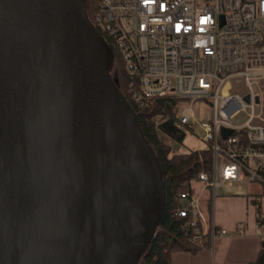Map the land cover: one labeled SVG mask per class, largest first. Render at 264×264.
I'll use <instances>...</instances> for the list:
<instances>
[{"label": "water", "instance_id": "1", "mask_svg": "<svg viewBox=\"0 0 264 264\" xmlns=\"http://www.w3.org/2000/svg\"><path fill=\"white\" fill-rule=\"evenodd\" d=\"M112 58L83 0H0V264H137L153 237L160 166Z\"/></svg>", "mask_w": 264, "mask_h": 264}, {"label": "built area", "instance_id": "2", "mask_svg": "<svg viewBox=\"0 0 264 264\" xmlns=\"http://www.w3.org/2000/svg\"><path fill=\"white\" fill-rule=\"evenodd\" d=\"M87 17L112 50L110 66L117 55L122 61V95L134 112L164 100L169 113L152 117L162 140L170 136L158 125L172 117L184 134L198 129L206 144L196 150L211 151L210 168L177 192L184 230L195 238L201 228L211 241L226 233L205 215L202 197L233 183L254 186L246 198L264 228V0H96ZM201 101L212 114L199 119ZM240 112L245 119L234 122Z\"/></svg>", "mask_w": 264, "mask_h": 264}, {"label": "trees", "instance_id": "3", "mask_svg": "<svg viewBox=\"0 0 264 264\" xmlns=\"http://www.w3.org/2000/svg\"><path fill=\"white\" fill-rule=\"evenodd\" d=\"M86 14L92 17L94 0H83ZM109 72L116 81L117 88L122 90L125 85V74L120 57H114ZM141 130L155 155L161 171L164 186L165 206L162 216L155 227L153 237L139 256L137 264H171L170 256L175 251L194 253L202 248L210 247L211 236L209 232L201 233L192 238L191 229L184 230L187 217L175 213L178 206L177 192L190 191V179L204 169L208 170L211 164V151L208 148L190 149L185 152H175L171 146L158 136L152 120L155 114H168L169 107L160 99L155 104H147L135 110ZM159 129L167 133L175 142H181L185 136L169 117L158 125ZM257 223L260 225L259 211L256 210ZM255 264H264V245H261Z\"/></svg>", "mask_w": 264, "mask_h": 264}, {"label": "crops", "instance_id": "4", "mask_svg": "<svg viewBox=\"0 0 264 264\" xmlns=\"http://www.w3.org/2000/svg\"><path fill=\"white\" fill-rule=\"evenodd\" d=\"M248 186L249 190L254 187ZM246 193L222 192L208 201L205 199L209 218L226 233L215 236L210 247L194 253L173 252L170 263L255 264L260 247L264 245V228L257 223L255 208L248 202Z\"/></svg>", "mask_w": 264, "mask_h": 264}, {"label": "rangeland", "instance_id": "5", "mask_svg": "<svg viewBox=\"0 0 264 264\" xmlns=\"http://www.w3.org/2000/svg\"><path fill=\"white\" fill-rule=\"evenodd\" d=\"M95 2H96V0H94V4H95ZM236 88H241V86L238 83H235V85H233V89H236ZM122 92H124V87L121 90V93ZM195 108H196V115L199 119L207 118V117L211 116V114H212L211 106L207 102H204V101L198 102V103H196ZM244 119H245L244 113L240 112L239 114H237L233 118V121L234 122H241ZM157 132H158V136L159 135L161 136L160 131H157ZM161 138H162V136H161ZM165 140L171 146V150L175 151V152H185V151H188L190 149L191 150L192 149H199V148H202L206 144L205 142H202L199 140L198 129H195L194 132L185 133V136L183 137L181 142H175L170 138L169 139L165 138ZM199 187H200V184H197L196 188H199ZM249 188L250 187L245 183H233L232 186H228L226 184H223V185L216 186L215 194L222 193V192H239V193L243 192L244 193V192H248ZM211 191H212L211 187H207L203 191V197L202 198H204V202H205V199L206 200L209 199ZM204 213L207 217H209L208 209L205 206H204Z\"/></svg>", "mask_w": 264, "mask_h": 264}]
</instances>
